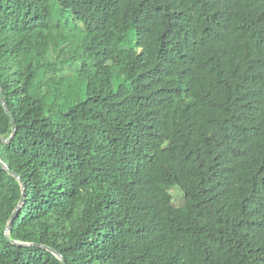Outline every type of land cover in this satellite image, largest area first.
<instances>
[{
  "label": "trees",
  "instance_id": "16d2710c",
  "mask_svg": "<svg viewBox=\"0 0 264 264\" xmlns=\"http://www.w3.org/2000/svg\"><path fill=\"white\" fill-rule=\"evenodd\" d=\"M0 90V264L5 167L65 264H264V0H0Z\"/></svg>",
  "mask_w": 264,
  "mask_h": 264
},
{
  "label": "water",
  "instance_id": "95a60500",
  "mask_svg": "<svg viewBox=\"0 0 264 264\" xmlns=\"http://www.w3.org/2000/svg\"><path fill=\"white\" fill-rule=\"evenodd\" d=\"M0 99H1V103H2V106L6 112V114L10 117V122H11V126H12V135L10 136V138L8 140H4L2 138H0V142L1 143H5V144H9L10 141L12 140L13 136L15 135V131H16V125H15V121H14V118L12 116V114L8 111L6 105H5V101H4V97L2 95V91L0 90ZM1 163V161H0ZM5 169L7 170V172L13 177L15 178L19 184H20V187H21V191H22V196H21V200H20V203L18 205V207L16 208V210L13 212L9 222H8V225H7V228H6V232H5V236L7 238V240L9 241V243H11L12 245H17V246H21V247H39V248H42L50 253H52L55 257H57L62 264H65V261L64 259L56 252V251H53L51 249H49L48 247L46 246H42V245H39V244H28V243H19V242H14V241H11L9 239V231H10V228H11V225L14 221V219L16 218L20 208L22 207V205L24 204V200H25V186L22 182V179L20 177H18L16 174H14L13 172H10L9 169L7 167H5Z\"/></svg>",
  "mask_w": 264,
  "mask_h": 264
},
{
  "label": "rangeland",
  "instance_id": "374dc122",
  "mask_svg": "<svg viewBox=\"0 0 264 264\" xmlns=\"http://www.w3.org/2000/svg\"><path fill=\"white\" fill-rule=\"evenodd\" d=\"M69 62L64 63L65 65H67ZM98 63L100 64L101 61L98 60ZM159 189H165L162 186H158ZM166 190V189H165ZM168 191L170 192V194L172 195L173 198V204L183 213H186V208H185V200H184V196L181 193V191L177 188H171L168 189Z\"/></svg>",
  "mask_w": 264,
  "mask_h": 264
}]
</instances>
